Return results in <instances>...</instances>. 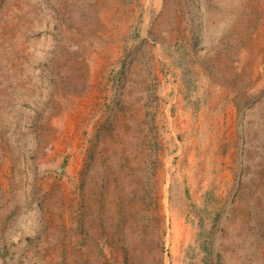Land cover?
<instances>
[{"label":"rangeland","instance_id":"374dc122","mask_svg":"<svg viewBox=\"0 0 264 264\" xmlns=\"http://www.w3.org/2000/svg\"><path fill=\"white\" fill-rule=\"evenodd\" d=\"M245 4L0 0V264H264V48L235 62L229 41L235 16L264 41V0Z\"/></svg>","mask_w":264,"mask_h":264},{"label":"bare ground","instance_id":"6f19581e","mask_svg":"<svg viewBox=\"0 0 264 264\" xmlns=\"http://www.w3.org/2000/svg\"><path fill=\"white\" fill-rule=\"evenodd\" d=\"M245 1V5H244V7H245V9L247 10L248 8H250V6H248L247 5V2L249 1V0H244ZM150 2V1H149ZM239 3H240V1H238V7L237 8H239V9H241V8H243L242 6H239ZM252 5H254V8H255V6L257 7V4H256V2L254 3H252ZM149 7V6H148ZM249 10V9H248ZM140 13V12H139ZM149 16V15H148ZM239 21H240V17L239 16H235V19H234V23H233V28H235L234 30H235V33H233V32H231V36H229V41L231 40V42L233 43V47H232V56H233V59H234V61L235 62H238V61H243V62H245V61H247V59H248V56L250 55V50H253L254 51V53H257L258 52V50H259V48L261 49V48H264V41L262 42V41H260V45H257L255 48H251L250 46H252L251 44L253 43V46H255V43L256 42H252V40H250V35H248V34H246V31H242V29H241V34H240V31H239V28H238V23H239ZM247 21L248 22H253V20H252V17H250L249 19H245L241 24H242V26H245V25H247ZM143 30V29H142ZM258 30V29H257ZM144 34V33H143ZM262 39H263V37H262ZM262 39H260V40H262ZM144 40V39H143ZM155 41V40H154ZM111 45V44H110ZM158 48V47H157ZM159 51V50H158ZM252 51V52H253ZM104 56H105V54H104ZM219 56H221V54L219 55ZM218 56V57H219ZM104 58V57H103ZM103 64V63H102ZM67 70H68V67H67ZM99 70V69H98ZM95 72V71H94ZM233 74H235V70H233L232 69V78L233 77H235ZM173 78V77H172ZM239 79H240V76H239V78L236 80V82H235V85H234V88L236 89V90H238V89H241L243 86H247L246 84H247V81H245V82H241V81H239ZM94 81V80H93ZM99 82V81H98ZM156 82H158V81H156ZM93 83V82H92ZM99 85V84H98ZM234 88H232V91H234ZM61 94V92L59 93V95ZM72 95V94H71ZM211 97H208V99H207V105L206 106H203L201 103H199L198 104V106H199V108H200V112H201V118H200V125H204V124H210V123H212V122H215V118H213V116H215L216 118H217V120H218V117H219V115H216V114H213V115H211V113L210 112H208V108L209 107H211V106H213L214 104H215V102H214V98H215V94H211L210 95ZM94 97H95V95H94ZM91 98V97H90ZM39 101V104L41 103V100H38ZM174 101V100H173ZM79 103V102H78ZM94 103V102H93ZM171 103V102H170ZM169 103V104H170ZM168 105V104H167ZM67 106V105H66ZM190 106H196V104L195 103H193V102H191V105ZM66 110V109H65ZM167 112V111H166ZM47 113V112H46ZM43 114L42 116H41V118L43 117V123H45V122H47V120L48 119H51V116L50 115H48V114ZM133 115V114H132ZM85 116V115H84ZM168 116H170V115H168ZM171 120V119H170ZM103 121V120H102ZM123 122H122V118L120 117V119H119V121L117 122V124L118 125H121ZM171 124H173V123H171ZM44 125H47L46 123L44 124ZM172 127V126H171ZM181 127H182V129L184 130V135L186 136V137H188V138H191L192 137V135L194 136V135H197V133H198V129H199V132H201V134L203 133V130H205L204 128L206 127H199L198 128V126L194 123V118L191 116V115H189V114H187V116H186V118H185V121H184V123H182L181 124ZM45 138H47V135L46 134H44V135H42L41 136V138L40 139H42V140H44ZM56 147V146H55ZM53 148V147H52ZM55 150V149H54ZM209 157H211V156H209ZM166 160V159H165ZM81 165V164H80ZM167 165V164H166ZM169 165V164H168ZM168 165H167V167H168ZM171 165V164H170ZM165 170V169H164ZM169 171V170H168ZM185 175H187V176H189L188 177V179L190 180V182L191 183H193L194 184V180H193V178L191 177V174H185ZM170 176V175H169ZM167 192V191H166ZM110 193V192H109ZM120 193L121 194H123V192L120 190ZM111 197V195L109 194V198ZM167 197V196H166ZM168 204V203H167ZM168 208V207H167ZM263 213V212H262ZM166 214H167V210H166ZM165 214V215H166ZM167 218H168V216H167ZM176 218L178 219V221H177V228H176V231H177V233L175 234V236L176 237H178V239L181 237H185V236H187L188 235V230H187V228L182 224V222L181 221H179V218H178V215L176 216ZM231 219V218H230ZM166 220V219H165ZM167 221V220H166ZM167 228V227H166ZM240 232H244L242 229H241V231ZM158 243V242H157ZM85 246V245H84ZM251 247V246H250ZM256 247V246H255ZM264 251V250H263ZM90 256V255H89ZM95 256V255H94ZM99 260V259H98Z\"/></svg>","mask_w":264,"mask_h":264}]
</instances>
